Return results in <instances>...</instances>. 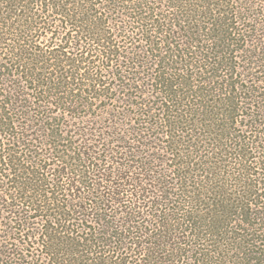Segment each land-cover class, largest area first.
Returning a JSON list of instances; mask_svg holds the SVG:
<instances>
[{"label":"trees","instance_id":"obj_1","mask_svg":"<svg viewBox=\"0 0 264 264\" xmlns=\"http://www.w3.org/2000/svg\"><path fill=\"white\" fill-rule=\"evenodd\" d=\"M0 264H264V0H0Z\"/></svg>","mask_w":264,"mask_h":264}]
</instances>
